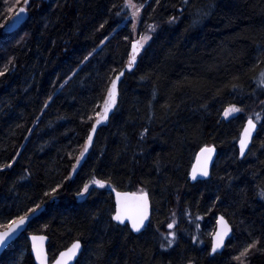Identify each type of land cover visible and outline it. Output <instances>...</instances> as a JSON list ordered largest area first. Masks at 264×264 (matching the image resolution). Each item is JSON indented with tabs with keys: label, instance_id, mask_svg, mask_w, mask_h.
Segmentation results:
<instances>
[{
	"label": "trees",
	"instance_id": "trees-1",
	"mask_svg": "<svg viewBox=\"0 0 264 264\" xmlns=\"http://www.w3.org/2000/svg\"><path fill=\"white\" fill-rule=\"evenodd\" d=\"M10 1L0 0V70L8 67L0 76V165L15 163L0 171V224L46 205L28 232L49 238L51 260L79 240L78 264H239L232 257L246 243L259 239L257 248L264 247V0H133L143 5L138 19L125 0H29L17 28L8 24L24 0ZM197 8L211 14L193 26ZM149 24L157 30L121 82L113 115L67 180L113 69L125 68ZM232 104L244 111L225 118ZM257 112L258 135L240 160V134ZM204 145H215L218 157L211 178L193 184L190 171ZM93 177L111 186L77 196ZM60 183L54 199L43 195ZM109 187L148 191L146 231L135 235L111 219ZM220 214L234 234L211 256ZM173 218L177 226L169 229ZM172 231L176 242L161 247L162 234ZM253 252L249 264H264V252ZM0 264H35L26 235Z\"/></svg>",
	"mask_w": 264,
	"mask_h": 264
},
{
	"label": "snow or ice",
	"instance_id": "snow-or-ice-1",
	"mask_svg": "<svg viewBox=\"0 0 264 264\" xmlns=\"http://www.w3.org/2000/svg\"><path fill=\"white\" fill-rule=\"evenodd\" d=\"M29 0H24L25 7H21L19 9L20 13H24L26 10V6ZM157 4H159V0H156ZM185 6L189 5V0H183ZM115 7V5H113ZM125 7L132 9L133 18L138 19L141 14V10L143 8L142 4L133 3V0H125ZM214 7V5H212ZM181 13H183V9H181ZM209 10H205L204 8H197L192 15V25L198 26L202 23V21L210 15ZM117 16L120 15L119 12L116 13ZM176 17H170L168 19L169 24H173L176 22ZM103 27V25H101ZM133 29L135 30L137 25L133 24ZM158 25L149 24L147 25L148 32L146 34H141L138 38L131 44V51L128 55V59L126 62L125 68L120 70L113 69L114 75L110 78L109 86L106 89V98L103 100L102 111L96 113L95 124L91 126L90 132L87 135V138L82 145V151L79 152V155L75 158V164L71 169L72 173H76L77 168L82 167L81 162L85 160L86 155L89 153V149L93 144V136L96 133V126L101 124L104 121H107L109 118V113L113 112V109L117 106V100L119 96L118 85L121 82V77L124 76L125 70L131 71L132 67L137 64V59L140 57L141 52L144 50L145 45L152 39V34L156 32ZM127 39V38H126ZM14 60V58H13ZM9 63H12L10 60ZM8 70L7 65L4 70H0V76L5 75V71ZM74 74V73H73ZM261 78L259 79V86L264 89V72L260 74ZM237 85H233V89ZM153 98L155 99V93H153ZM261 104H264V101H261ZM47 107V104H45ZM244 111L242 107H239L235 104L229 105L223 112L225 118L232 117L237 113H241ZM89 120L93 119L92 117L88 118ZM261 116L260 113H254L253 115H249L247 117L246 125L244 126L241 136L239 138V156L241 158L245 157L246 151L250 152L249 145L253 143L254 133L258 135L257 132V123L260 122ZM261 129L264 130V123L261 124ZM148 129H144V133L141 135V139L144 138ZM216 153L215 145H204L200 148L199 154L197 156V165L192 169L191 179L195 181L198 176L208 177L209 176V168L212 164L213 156ZM15 163V160L12 163L0 165V171H4L5 169H10L12 164ZM31 173H28L27 176H21L19 179L24 180L28 179ZM67 180L72 179V175H69ZM98 186L99 188H105L106 186H111L107 184L105 180L96 179L93 177L90 183H85L82 187V190L77 192V196L83 197L85 193H89V189L93 186ZM63 187V184H57L55 187H51L49 191H45L43 195L45 197L55 198V194L58 192L60 188ZM261 197H264V190H261L259 193ZM43 211L40 203H36L35 207L29 208L23 215H18L14 218L9 219L6 223L0 224V249H5L9 246L11 240L14 236H16L19 232L26 230V226L29 224L31 217L37 211ZM151 211V203L149 199L148 191L143 188L134 191V192H117L116 193V207L115 212L112 215L111 219L118 222V225H125V222L128 221L131 224V229L136 233H141L142 230H147L149 224L146 222L149 221ZM173 217H175V213H173ZM218 230L213 234V241L211 245V250L209 255H215L221 250L225 249L228 245L226 241H230V238L233 234L232 225L229 224L228 220L224 218V216L219 217L218 221ZM177 226V221L173 218L172 221L167 225L169 229H172ZM163 235V238L167 241L168 247H171L177 239V233L175 231L169 232L167 235ZM251 236V234L249 233ZM170 237V238H169ZM32 239V251L35 254L36 261L39 264H49L48 253L44 247V241L47 240L46 236H36L33 235ZM193 242H196L195 240ZM261 242L259 239H252L250 242L246 243L242 250L239 251L238 255L232 257L233 260L238 261L239 264H249L250 254H255L253 250L257 252H264V247L257 248ZM164 247V245H161ZM81 251V243L79 240L74 242L69 248L65 251L60 252L58 257H53L52 264H72L74 260H76L78 254ZM78 264V262H77ZM189 264H194L193 261H189Z\"/></svg>",
	"mask_w": 264,
	"mask_h": 264
},
{
	"label": "water",
	"instance_id": "water-1",
	"mask_svg": "<svg viewBox=\"0 0 264 264\" xmlns=\"http://www.w3.org/2000/svg\"><path fill=\"white\" fill-rule=\"evenodd\" d=\"M18 13H19V11H18ZM25 16H26V11H25L24 13H20L19 16L16 15V23H22V21H23V19L25 18ZM135 66H136V65H135ZM135 66L132 67L131 71L134 70ZM128 72H130V71L125 70V74H124V76L121 77V82H122V80L125 78V75H126ZM121 82H120V84H121ZM120 84L118 85V89H119ZM114 111H115V109H113V112L109 113V118H108V120L111 118V116L113 115ZM108 120H107V121H108ZM107 121H104V122H102L101 124H99V125L96 126V133H95V135L93 136V144H94V140H95V138H96V136H97L98 131H99V130H100V129L106 124ZM246 121H247V120H246ZM245 125H246V122H245ZM245 125H244V126H245ZM243 128H244V127H243ZM258 131H259V125H258V123H257V132H258ZM241 133H242V132H241ZM240 136H241V135H240ZM256 136H257V134L254 133V136H253V142H254V139H255ZM93 144H92V147H93ZM252 145H253V143L249 145V149H251ZM92 147H91V148H92ZM91 148L89 149V153H90ZM238 150H239V142H238ZM89 153L86 155V158H87V156L89 155ZM248 153H249V151H246V153H245V157H243V158L240 157V160H244V159L247 157ZM198 154H199V152L197 153V155H196V157H195V161H194V164H193V166H192V169H193L194 167H196V165H197V156H198ZM217 156H218V151H217V149H216V153H215V155L213 156V159H212V164L210 165V168H209V176H208V177H201V176H198L197 179H196L195 181H193V180L191 179V172H192V169H191V172H190V181H191V183L195 184V183H197V182H199V181H206V180H209V179L211 178V176H212V170H213L214 164H215V162H216V160H217ZM86 158H85L84 161L81 162L82 165H83L84 162L86 161ZM80 168H81V167H80ZM80 168H77L76 173H73V174H72V179L77 175V173L79 172ZM109 190H111V192H112V195H113V198H114L115 207H116V193H117V192H125V191H118V190H115V189H113V188H109ZM149 199H150V196H149ZM150 203H151V199H150ZM44 209H45V207H43V210H44ZM41 212H42V211H39V210H38V211H37V212L31 217L29 224L26 226V230L21 231V232H19L16 236H14L13 239L11 240L9 246H10L11 244H13L16 240H18V239L20 238V236H22V235L28 230V227H29V225L31 224V222H32L34 219H36V218L41 214ZM151 216H152V203H151V211H150L149 221L146 222L147 224H149V222H150V220H151ZM220 216H223V215H219V216L217 217V220H216V230H215V232L218 230V227H219V225H218V221H219V217H220ZM224 218H225V217H224ZM225 219L227 220V218H225ZM114 222L118 224V222H116V221H114ZM228 222H229V221H228ZM229 224H230V223H229ZM230 225H231V224H230ZM123 226H128V227L130 228V230L132 231V233L135 234V235H140V234L143 233V231H144V230H142L141 233H136V232H134V231L131 229V224H130V222H128V221H126V222H125V225H123ZM232 228H233V227H232ZM215 232H214V233H215ZM233 234H234V230H233ZM233 234H232L231 238L233 237ZM33 235H34V234L28 235V240H29V243H30V249H31V255H32V257H33V259H34V261H35V264H39V262L36 261V259H35V254H34V252L32 251V243H33V242H32L31 237H32ZM36 236H45V235H36ZM231 238H230V240H231ZM212 241H213V235H212V239H211V245H212ZM48 242H49V239H48V237H47V240L44 241V247H45V250L47 251V253H48V250H47ZM228 242H229V241H226V244H228ZM80 243H81V242H80ZM72 244H73V243H72ZM72 244H71V245H72ZM71 245H70V246H71ZM9 246H8L7 248H5V249H0V258H1L2 255L6 252V250L9 248ZM70 246H69V247H70ZM69 247H68V248H69ZM224 250H225V249L221 250V251L218 252L217 254H222V253L224 252ZM64 251H65V250H64ZM82 252H83V244L81 243V251H80V253L78 254L76 260H74V261L72 262V264H76V262L79 260V258H80V256H81ZM217 254H215V255H217ZM58 256H59V255H58ZM58 256H57V257H58ZM211 256H214V255H211ZM48 260H49V264H50L49 254H48Z\"/></svg>",
	"mask_w": 264,
	"mask_h": 264
},
{
	"label": "rangeland",
	"instance_id": "rangeland-1",
	"mask_svg": "<svg viewBox=\"0 0 264 264\" xmlns=\"http://www.w3.org/2000/svg\"><path fill=\"white\" fill-rule=\"evenodd\" d=\"M11 1H12V0H11ZM11 1H10V2H11ZM19 1H20V0H19ZM14 2H15V0H14ZM11 4H12V5H11L10 8L13 9L12 6H13L14 3H11ZM27 6H28V5H27ZM17 7H18V5L16 6V8H17ZM23 7H25V6H23ZM11 9H10V11H11ZM26 9H27V8H26ZM17 12H18V11H17ZM17 12H16L15 15L13 16V18L11 19L10 23L8 24L9 27H12L13 25H14V26H17V25L19 24V23H16V19H15V16H16ZM26 16H27V15H26ZM8 26H7V27H8ZM122 81H123V80H122ZM94 186H95V185H93V187H94ZM91 188H92V187H91ZM91 188H90V189H91ZM86 194H87V193H85L83 197H85ZM175 218H177L176 215H175ZM212 233H213V232H212ZM212 233H211V235H212ZM163 245L167 247L168 243H167L166 240H164Z\"/></svg>",
	"mask_w": 264,
	"mask_h": 264
},
{
	"label": "bare ground",
	"instance_id": "bare-ground-1",
	"mask_svg": "<svg viewBox=\"0 0 264 264\" xmlns=\"http://www.w3.org/2000/svg\"><path fill=\"white\" fill-rule=\"evenodd\" d=\"M242 130H243V129H242ZM240 135H241V134H240ZM238 142H239V141H238ZM216 149H217V148H216ZM237 149H238V143H237ZM217 151H218V150H217ZM238 155H239V150H238ZM217 157H218V156H217ZM239 159H240V156H239ZM43 207L46 208V205L42 206V208H43ZM44 210H45V209H44ZM44 210H43V211H44ZM43 211H42V212H43ZM42 212H41V213H42ZM122 226H123V225H122ZM76 263H77V262H76Z\"/></svg>",
	"mask_w": 264,
	"mask_h": 264
}]
</instances>
